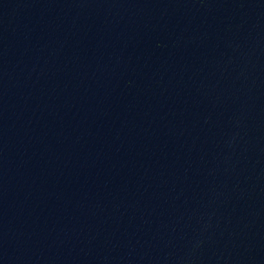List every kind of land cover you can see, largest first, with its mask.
I'll list each match as a JSON object with an SVG mask.
<instances>
[{
  "label": "water",
  "instance_id": "obj_1",
  "mask_svg": "<svg viewBox=\"0 0 264 264\" xmlns=\"http://www.w3.org/2000/svg\"><path fill=\"white\" fill-rule=\"evenodd\" d=\"M0 264H264V0H0Z\"/></svg>",
  "mask_w": 264,
  "mask_h": 264
}]
</instances>
